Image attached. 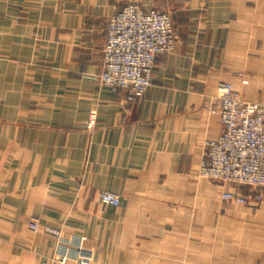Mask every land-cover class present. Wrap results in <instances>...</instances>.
Listing matches in <instances>:
<instances>
[{
  "label": "crops",
  "instance_id": "0c3cea01",
  "mask_svg": "<svg viewBox=\"0 0 264 264\" xmlns=\"http://www.w3.org/2000/svg\"><path fill=\"white\" fill-rule=\"evenodd\" d=\"M135 2L169 11L180 39L131 99L99 73L111 16ZM221 81L264 104V0H0V264H64L33 216L91 264H264V188L199 174Z\"/></svg>",
  "mask_w": 264,
  "mask_h": 264
},
{
  "label": "built area",
  "instance_id": "2783aa9c",
  "mask_svg": "<svg viewBox=\"0 0 264 264\" xmlns=\"http://www.w3.org/2000/svg\"><path fill=\"white\" fill-rule=\"evenodd\" d=\"M179 39L169 11L144 9L136 2L124 6L109 20L100 82L115 92L128 91L131 99L142 97L153 83L157 56L174 51ZM242 82L246 84L248 79ZM218 93L223 130L208 143L207 158L200 163L199 173L220 183L264 188V104L246 100L231 81H221ZM97 120L98 110L93 109L88 128L96 127ZM223 196L241 203L247 201L236 191L228 190ZM99 199L113 205L121 202L120 196L111 191H101ZM29 227L60 235L54 227L41 225L37 217L31 218ZM66 242L61 244L65 247L59 257L62 263L74 259L76 264H90L91 252Z\"/></svg>",
  "mask_w": 264,
  "mask_h": 264
},
{
  "label": "rangeland",
  "instance_id": "374dc122",
  "mask_svg": "<svg viewBox=\"0 0 264 264\" xmlns=\"http://www.w3.org/2000/svg\"><path fill=\"white\" fill-rule=\"evenodd\" d=\"M200 174V173H199ZM202 176V175H201ZM203 177V176H202ZM203 178H206V177H203ZM207 179H209V178H207ZM101 191H109V190H101ZM101 191H99V193L101 192ZM111 192H113V191H111ZM99 193H98V197H99ZM115 193V192H114ZM117 194V193H116ZM33 217H37V218H39L40 219V222H41V225H43L44 227L45 226H51V225H47V224H44V223H42V221H41V218L40 217H38V216H33ZM32 218V217H31ZM31 218H30V220H31ZM30 220H29V222H30ZM51 227H54V226H51ZM56 230H58L59 231V233H60V235H58L59 237H62V241H61V244L62 243H64L65 241H72V242H74V243H77L78 245H80L81 247H82V244L81 243H79V241L78 240H75V238L74 237H67V236H65L63 233H62V231H61V229H59V228H56V227H54ZM76 245V244H75ZM68 246H70L71 247V250L74 252L75 251V249L73 248V246H71V245H68ZM62 247L63 246H60L59 247V249H58V257H57V260L60 262V263H62L61 262V260H60V254H61V251H62ZM83 248V247H82ZM65 249V247H63V250ZM86 250V249H85ZM87 251H89V250H87ZM90 252V251H89ZM92 254V253H91ZM69 261V260H68ZM64 264H66V263H64ZM91 264V263H90Z\"/></svg>",
  "mask_w": 264,
  "mask_h": 264
}]
</instances>
